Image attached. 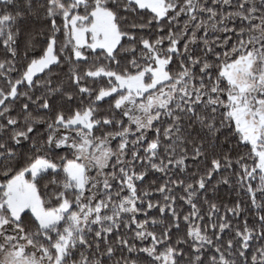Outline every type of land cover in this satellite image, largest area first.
Here are the masks:
<instances>
[{"label":"snow or ice","instance_id":"6c2138e0","mask_svg":"<svg viewBox=\"0 0 264 264\" xmlns=\"http://www.w3.org/2000/svg\"><path fill=\"white\" fill-rule=\"evenodd\" d=\"M0 264H264V0H0Z\"/></svg>","mask_w":264,"mask_h":264}]
</instances>
